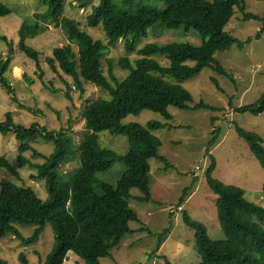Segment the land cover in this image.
Masks as SVG:
<instances>
[{
  "label": "trees",
  "instance_id": "trees-1",
  "mask_svg": "<svg viewBox=\"0 0 264 264\" xmlns=\"http://www.w3.org/2000/svg\"><path fill=\"white\" fill-rule=\"evenodd\" d=\"M36 1L46 4L47 9L34 13L39 23L21 24L17 48L35 61L40 80H44L41 53L27 40L53 24L65 31L70 43L54 48L45 61L56 71L60 69L72 76L83 92L85 81L108 92L111 99L99 98L86 105L84 137L79 144L72 134V127L56 132L33 123L26 128L16 124L12 113H8L7 119L0 122V134L14 133L19 143L14 161L8 156L0 157V172L5 171L8 175L0 179V238L13 234L22 242L32 243L50 222L55 241L44 264H65L72 251L82 257L85 264H101V260L110 257L111 250L120 245L124 235L132 231L130 222L139 219L128 203L131 190L138 189L142 193L140 201L152 200L149 161L156 159L165 163L166 170L172 167L165 157L158 155L161 144L152 134L171 127L169 123L150 121L146 126H125L122 120L149 110L170 121L169 107L181 110L214 109L204 102L192 106V94L181 85L169 83L164 76L185 81L198 76L206 67H214L221 75L233 80L216 53L234 44L242 47L249 39L242 41L226 31L225 27L234 16L236 6L243 10L244 19L264 21V17L246 12L244 0H160L165 4L161 8L141 5L146 0H124L125 4H132L129 9L118 7L114 0H99V4L93 6L88 14L87 23L93 27L102 26L108 37V44H105L85 32L80 21L65 14L68 0ZM73 1L85 8L94 0ZM11 12L12 9L0 1V16ZM154 25L169 28L183 25L187 30L194 28L203 35L204 43L200 46L189 42L148 43L140 50L142 57L136 60L135 65L127 56L120 58V67L130 71L128 77L121 81L117 79L111 59L109 76H106L102 59L107 49L120 38H125L127 52H133L136 42L147 35ZM262 32L264 27L257 36L261 37ZM3 39L14 51V41L7 36ZM76 43L80 45L79 50L74 47ZM157 53L166 55L170 65H160L151 58ZM187 61H196V64L191 66ZM12 64L11 56L7 59L0 57V84L16 101V91L8 77ZM66 95L72 100L70 89ZM234 112L264 114V95L256 103L237 107ZM235 130L264 169V138L238 124H235ZM104 131L126 136L130 144L127 152L119 155L103 147L99 135ZM219 134L220 129H215L208 147L207 154L211 156L212 163L207 172V181L219 197V222L225 239L213 240L206 224L192 218L187 211L183 213V220L195 230L200 264H264V207L247 200L242 188L214 178L218 162L212 155V148L218 144ZM37 138L54 144V151L49 156L39 154L31 145V141ZM29 151L44 158L45 162L33 165L25 156ZM72 161L78 162L80 167L63 179L61 167ZM117 163L125 164L127 171L116 185L97 179V175L110 172ZM27 165L36 170L37 175L32 178L45 181L47 200H42L34 188L19 186L11 180L19 179L20 171ZM191 190L192 187L184 190L178 208L182 207ZM16 223L33 224L36 228L32 235L25 237ZM165 230L167 233L168 229ZM19 258L23 264H30L24 253ZM0 264L12 263L0 254ZM165 264H171V261L166 259Z\"/></svg>",
  "mask_w": 264,
  "mask_h": 264
},
{
  "label": "rangeland",
  "instance_id": "rangeland-1",
  "mask_svg": "<svg viewBox=\"0 0 264 264\" xmlns=\"http://www.w3.org/2000/svg\"><path fill=\"white\" fill-rule=\"evenodd\" d=\"M7 4L12 12L0 16V57L11 56L13 64L8 77L16 91L17 100L0 84V122L12 113L17 125L26 128L38 123L48 130L68 129L79 144L84 137V110L88 103L99 98L110 100L111 96L94 84L84 82V92L76 80L63 72L56 71L45 59L51 56L54 48L70 43L65 31L49 24V29L29 38L27 43L41 53L44 80H40L36 63L17 48L19 29L23 22L39 23L35 12L47 9L44 3L36 0H0ZM115 5L123 9L131 8L124 0H114ZM99 4L94 0L85 8L79 3L68 0L65 14L81 22V28L108 44V37L102 26L88 25L87 16L93 6ZM141 5L164 7L160 0H146ZM246 12H252L264 17V0H244ZM264 27V21L244 19L243 10L235 7V14L226 25L225 30L234 37L245 42L242 47L234 44L229 49L216 53L217 59L233 80L221 75L214 67H206L196 77L178 81L170 75L164 79L171 84H178L188 90L193 97L192 106L204 102L214 109L181 110L169 107L172 116L168 121L159 113L145 110L138 116L129 115L122 124H140L146 126L150 121L169 123L171 127L152 132L159 141L158 155L165 157L172 165L166 170L165 163L156 159L149 161L150 193L152 200L140 201L142 193L138 189L131 190L129 206L136 211L139 219L130 222L131 232L124 235L120 245L113 248L112 255L101 260V264H165L166 259L171 264H200L201 257L196 248V233L183 220V213L206 224L213 240L225 239L220 226L218 214V195L211 189L207 181V172L212 158L207 154L209 144L213 139L215 129H220L219 142L212 148V155L218 162L214 175L216 180L227 185H234L245 190V197L250 202L264 207V169L254 157L247 143L238 136L235 124L245 130L260 134L264 138V114L236 113L234 109L240 106L256 103L264 95V32L258 33ZM7 36L14 41V51L3 39ZM172 42H189L200 46L204 43L203 35L194 28L185 29L183 25L177 28L154 25L147 35L142 36L135 44V50L128 53L126 39L109 47L102 59L103 71L109 76V59L112 69L119 81L128 77L130 71L120 67L121 57H129L133 65L142 57L140 50L148 43L168 44ZM80 49L78 43L74 44ZM160 65L169 66L170 60L164 54H154ZM189 65L196 61H187ZM55 89V91H53ZM71 90L72 100L67 97ZM32 110V111H30ZM59 112V113H58ZM101 145L119 155L125 154L130 147L128 138L123 135H112L109 131L100 133ZM31 145L39 154L49 156L54 151V144L37 138ZM19 143L16 135L0 134V157L8 156L14 161ZM25 156L34 164H43L45 159L29 151ZM78 162H70L61 167V177L67 179L68 174L78 170ZM200 169V170H198ZM127 171L123 163H117L113 169L97 175L98 180L116 185ZM33 166L27 165L20 171V178H11L21 186L34 188L42 200L48 199L45 181L37 180ZM8 177L7 172H0V179ZM192 187L182 207H179L180 197L186 188ZM1 194V187H0ZM22 234L27 237L33 234L36 225L16 223ZM170 227V228H167ZM167 230V233L165 232ZM165 232V233H164ZM54 232L50 222L46 224L39 238L32 242H22L16 235L8 234L0 238V254L12 264H23L19 255L24 253L30 264H44L47 255L54 245ZM65 264H85V261L75 252L69 253ZM78 261V262H77Z\"/></svg>",
  "mask_w": 264,
  "mask_h": 264
},
{
  "label": "built area",
  "instance_id": "built-area-1",
  "mask_svg": "<svg viewBox=\"0 0 264 264\" xmlns=\"http://www.w3.org/2000/svg\"><path fill=\"white\" fill-rule=\"evenodd\" d=\"M198 170H200V169H198Z\"/></svg>",
  "mask_w": 264,
  "mask_h": 264
},
{
  "label": "crops",
  "instance_id": "crops-1",
  "mask_svg": "<svg viewBox=\"0 0 264 264\" xmlns=\"http://www.w3.org/2000/svg\"><path fill=\"white\" fill-rule=\"evenodd\" d=\"M70 257V256H69ZM78 262V261H77Z\"/></svg>",
  "mask_w": 264,
  "mask_h": 264
}]
</instances>
